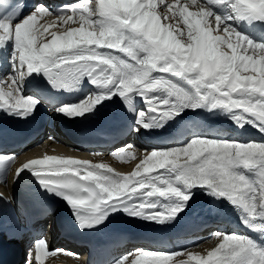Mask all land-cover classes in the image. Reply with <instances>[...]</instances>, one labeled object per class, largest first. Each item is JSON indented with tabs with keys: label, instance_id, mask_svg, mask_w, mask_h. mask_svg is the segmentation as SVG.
I'll use <instances>...</instances> for the list:
<instances>
[{
	"label": "snow or ice",
	"instance_id": "snow-or-ice-1",
	"mask_svg": "<svg viewBox=\"0 0 264 264\" xmlns=\"http://www.w3.org/2000/svg\"><path fill=\"white\" fill-rule=\"evenodd\" d=\"M18 17V5L0 0V49L12 47L11 72L0 75V112L5 115L28 119L35 113L40 100L24 95L33 75H42L58 91L71 90L86 78L96 91L83 101L54 107L55 112L86 118L118 97L136 117L132 131L163 127L186 111L219 110L238 128L250 126L264 137V41L248 38L231 23L264 25V0H76L56 8L37 4ZM46 17L51 22L37 28ZM77 20L78 27H65ZM50 28L63 30L51 32L48 40ZM138 102L144 106L137 107ZM129 147L134 148L126 145L112 155L122 159ZM145 151L129 174L103 163L45 155L17 168L15 178L34 176L43 191L68 205L82 231L97 228L117 212L171 224L189 207L193 190H202L227 202L258 239L216 231L212 238L220 242L206 256L185 248L169 253L138 248L114 264H125L129 257H134L129 264H169L182 253L194 264H264V138L197 133L179 146ZM15 159L0 157V183L6 185ZM9 236L17 239L16 233ZM2 240L0 226V245ZM46 250L45 239L34 241L24 264H43Z\"/></svg>",
	"mask_w": 264,
	"mask_h": 264
},
{
	"label": "bare ground",
	"instance_id": "bare-ground-1",
	"mask_svg": "<svg viewBox=\"0 0 264 264\" xmlns=\"http://www.w3.org/2000/svg\"><path fill=\"white\" fill-rule=\"evenodd\" d=\"M168 2H171V0H168ZM185 2V0H180V4H183ZM179 7V5H177V8ZM175 10V9H174ZM193 10L194 9H190ZM214 12H216L217 14H221V15H228L230 14V10L228 9H218V8H213L212 9ZM169 15L171 16V13H169ZM51 22V18H44L43 21L39 20L38 24H37V28H40L41 25H46L48 23ZM171 23H175L176 21H170ZM163 23V21H162ZM234 23L235 25L238 24V22H231ZM240 24V26L237 29V26ZM239 24L237 26H234L238 32H241L242 34H244L245 36H247L248 38L254 40V41H262V30H261V24L256 23V22H251V21H244L241 20L239 21ZM78 27L79 23H72L69 22V25H65V27ZM233 26V24H232ZM63 29H58V28H50L49 29V34H48V40L51 39L50 33L53 31H62ZM40 41H38L39 43ZM11 53H12V47L11 44H9L6 48L4 49H0V75H7L11 72V65L8 63V60L11 57ZM36 75H33L29 78H33ZM25 96H32L34 98L35 94L34 93H30V95H25ZM116 99V97H113L111 100L105 101L103 104L99 105L97 109H104L109 107L113 101ZM144 105L142 104V107ZM182 116H188L187 119L191 122V128H192V133L193 134H197V133H203V131H201L202 128H200L198 125H193L192 121L193 119H199L204 123V127H211L212 131L214 133H221L220 131L222 130V128H231V132H235L234 134L232 133L230 135V137H234L239 139V135H244L245 137H249L247 140L251 139V135L254 134H259L261 135L256 129L251 128L250 126H246L245 129H240L238 128L234 122L228 117V115L220 112L219 110L216 112H213V114L211 112H207L204 110H196V111H186L185 113H183L181 116L176 117L172 120H169L167 123L164 124L163 127L160 128H154L152 130H156V129H160V133L164 134L169 132L174 126H176L178 124V121L182 118ZM149 130V131H152ZM146 130L141 129V132H145ZM148 131V130H147ZM48 132V134H47ZM46 135V137H45ZM45 137V138H44ZM49 137H54L55 139H49ZM42 138L44 139L42 142H39L41 139L39 138V140L35 143V141L33 142V144L31 146H33L34 144L37 145V147L33 148V150H31L30 152H28L26 155L20 156L18 159V168L21 167L24 163H27L29 160L31 159H42L45 155H51V156H60V157H65L68 158L65 153L63 152L62 149V144L60 145H56L57 150H49L53 145L54 141H64L61 135V130L57 127H54L53 129L50 130H46L43 135ZM189 140V139H187ZM187 140H185L184 142H186ZM240 140V139H239ZM242 140H246V139H242ZM39 142V143H38ZM183 142V143H184ZM182 144V143H181ZM179 146L178 145H173L172 147H176ZM137 150L135 151L134 155H135V159L133 160V164L131 163L130 166H121L118 167L117 166V161H113L106 157V154L103 152L102 155H90V154H84V156L82 155V153L80 152H76L73 151L72 153V157L73 158H77V159H82V160H88L91 161L93 164H97V163H103L108 165L109 167L113 168L115 172L117 173H121V174H129L132 172L133 168L136 167V165L140 162V160H142L144 158V156L147 154L145 150H147V152H150V150H148L147 148H145L143 145L138 144L137 145ZM153 150V149H152ZM89 155V156H88ZM90 157V158H88ZM27 174L24 173L22 175V179L26 178ZM14 174L12 173L11 177H10V183H9V190L11 188V185L13 187H15L16 181L14 182ZM194 194L192 195L191 200L189 201V207H187L185 209L184 212L180 213L179 216H177L175 221H179L183 218L188 219L190 221V224L195 223L200 221L202 218L208 217V219H212V220H216L219 219L221 217H223L224 215H229V214H233V215H238L236 213V211L225 201H216L213 198H210L209 196L205 195L204 191L202 190H193ZM4 193L5 195H9V193L7 192L6 188H1L0 189V195ZM54 225V223H52ZM217 224V223H216ZM218 226V225H217ZM54 227V226H53ZM227 232H237L240 233L239 229L237 228V226H230L229 231ZM54 233V229L48 227L47 230V234H51ZM53 244L54 245H58L61 244V239H59L58 237H54L53 238ZM216 246L215 243H213V245H209V242H204L202 244H200L199 246H197L192 253L193 254H199L201 255V250L205 249L207 252L210 251L212 248H214ZM136 249L132 250L129 246L126 248V253L128 254L130 252H134ZM207 252L203 253V256L207 255ZM69 259V257H67ZM134 257H129V261L131 259H133ZM181 260L184 261H188V258H179L176 257L175 259H172L171 261H174L173 264H179V262ZM129 261H126L127 263L125 264H129ZM188 264H194V262L188 261Z\"/></svg>",
	"mask_w": 264,
	"mask_h": 264
},
{
	"label": "rangeland",
	"instance_id": "rangeland-1",
	"mask_svg": "<svg viewBox=\"0 0 264 264\" xmlns=\"http://www.w3.org/2000/svg\"><path fill=\"white\" fill-rule=\"evenodd\" d=\"M174 21V20H173ZM233 24V27L234 26H237L238 24H239V22H238V24L237 25H235L234 23H232ZM240 26V24L237 26V29H238V27ZM245 74H251V73H245ZM47 134H48V132H47ZM49 135V134H48ZM45 137H46V135H45Z\"/></svg>",
	"mask_w": 264,
	"mask_h": 264
}]
</instances>
